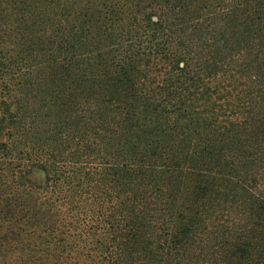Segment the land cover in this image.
<instances>
[{
  "label": "trees",
  "instance_id": "trees-1",
  "mask_svg": "<svg viewBox=\"0 0 264 264\" xmlns=\"http://www.w3.org/2000/svg\"><path fill=\"white\" fill-rule=\"evenodd\" d=\"M95 1L71 31L101 58L85 65L100 79L79 122L97 166L77 184L57 168L55 122L35 148L47 157L31 147L25 164L1 162L15 131L43 137L72 93L49 88L48 112L20 102L0 50V180L42 170L60 197L31 212L0 203V264H264V0ZM60 29L41 45L75 52Z\"/></svg>",
  "mask_w": 264,
  "mask_h": 264
},
{
  "label": "rangeland",
  "instance_id": "rangeland-1",
  "mask_svg": "<svg viewBox=\"0 0 264 264\" xmlns=\"http://www.w3.org/2000/svg\"><path fill=\"white\" fill-rule=\"evenodd\" d=\"M118 6H124L122 0H115ZM97 5L95 0H26L25 4L21 0H3L0 2V29L6 33L4 40L0 39V50L4 54L5 64L4 70L8 68L5 77H9L12 82V89L17 94V98L22 101H28L30 104L36 105L44 104V96L46 91L52 86H60V95L65 97L70 92L72 97L67 106L62 110H66L65 117L58 119L46 118V125L43 127V137L38 133L35 139L31 140L25 133H15L9 139L10 157L11 159H2L1 162L8 166L13 163L25 164V159L28 152L33 151V156L47 157V154L41 156L36 150V145L41 146L43 138H45L50 131L48 128L54 130V122L58 127V138L62 135L67 139L66 149L61 147V154H56L57 168L64 171L67 175L73 176L75 184L78 179L82 178L83 172H86L92 166H97V160L94 155L88 156L87 149L84 145L94 142L95 136L91 132V127L85 133L84 129H79V122L82 121L80 115H88L91 103L87 104V100L92 96L93 89L91 84L100 79V76L95 74H88L84 71L85 65L93 63L97 59V51H87L81 49L78 45L79 37L76 40L71 39V31L80 34L82 29L79 23L84 19L83 14L85 9H91ZM130 8V5L128 6ZM83 11V13H81ZM62 22V24L60 23ZM58 27V31L62 33L59 35L64 40L72 42L77 46L76 51H70L71 59H66L68 51H59L51 49V47L41 44H46L49 39H44L42 31H48V28ZM39 39H42L39 43ZM31 40V41H30ZM96 46L98 49L102 47L101 44H89L85 42L84 45ZM35 45L37 47L33 48ZM60 52L61 54H57ZM90 59V60H89ZM99 60L101 58L98 57ZM98 65H95L97 67ZM151 69L150 75L155 76L156 73ZM142 69V73L148 72ZM54 102L43 105V110L48 112L50 109H55ZM89 108V109H88ZM29 113L23 121V128L28 130L32 123L30 121ZM91 134V135H89ZM89 135V136H88ZM55 143H48L45 145L47 149L49 146L55 147ZM32 147V148H31ZM53 153V152H52ZM88 163H86V161ZM90 163V164H89ZM27 168H24L26 170ZM32 171L26 173L23 178L17 174V181L13 183L11 175L8 171L3 172L0 180V187L6 190L0 195V203L7 204L8 199L11 198L17 206L30 209V212L39 209L45 203L52 202L57 197L53 195L46 187V175L42 170L31 169ZM6 185H8L6 187ZM61 192L63 194H75L80 191L78 187H70L68 183H62ZM73 197V196H72ZM77 197L75 198V201ZM17 264L19 261L17 260Z\"/></svg>",
  "mask_w": 264,
  "mask_h": 264
}]
</instances>
